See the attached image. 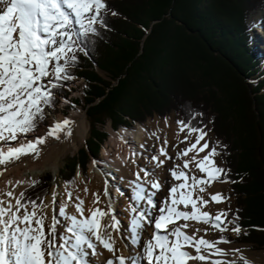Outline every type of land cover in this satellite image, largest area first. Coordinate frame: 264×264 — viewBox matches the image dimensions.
I'll list each match as a JSON object with an SVG mask.
<instances>
[{
    "label": "snow or ice",
    "instance_id": "6c2138e0",
    "mask_svg": "<svg viewBox=\"0 0 264 264\" xmlns=\"http://www.w3.org/2000/svg\"><path fill=\"white\" fill-rule=\"evenodd\" d=\"M108 15L119 13L109 9L106 0H0V176L8 171V165L23 156L39 159L40 146L46 143V137L59 140L61 133L65 138L72 135L73 122L64 119L51 126L45 137L21 139L35 130L45 108L54 106L53 90L74 79L69 69L75 66L77 53H86L84 42L89 36L99 37L100 29L108 30ZM257 27V23H252L248 30ZM197 116L202 117L203 113L176 122L179 127L176 138L187 146L176 152V159L182 165L174 162L168 169L172 180L178 183L168 187L167 196L157 198L165 181L154 170L164 166L165 160L160 157L173 159L168 153L167 136L150 157L142 152L131 154L150 160L154 167L145 168L132 159L137 170L134 180L128 181L133 193L127 206L130 226L124 237L128 240L125 245L128 256L117 255L119 249L115 247L113 233H123L110 199L105 207H99L101 197L94 192V207L85 209V200L78 194L74 199L68 182L64 193L53 189L50 205L53 214L49 218L45 211L49 205L43 196L33 198L26 190L16 191L21 185L34 187L39 181L9 179L7 190L0 191V264H93L91 258L103 254L98 247L112 254L105 264H238V261L255 264L240 248L221 247L231 243L223 233L231 231L239 236L244 231L239 223V210L231 217V208L205 210L210 203L230 201L221 192H207L213 182L238 181H231V170L217 163L220 145L210 147L206 126L193 124ZM168 124L165 118L164 126ZM180 133H184L183 139ZM153 137L161 140L157 131L149 134V138ZM171 146L178 148L175 144ZM140 147L144 149L146 145ZM190 153L194 155L189 157ZM200 153L205 154L201 157ZM96 163L94 160L93 164ZM190 165L203 176L192 173ZM83 192L87 194L89 189L84 188ZM103 196H110L107 181ZM70 207H74V213L69 211ZM106 216L111 218V223L102 224ZM229 225L233 226L229 228ZM149 227L151 236L145 240ZM212 231L219 232V238H208ZM244 234L248 233L244 231ZM229 256L235 259H225Z\"/></svg>",
    "mask_w": 264,
    "mask_h": 264
},
{
    "label": "trees",
    "instance_id": "16d2710c",
    "mask_svg": "<svg viewBox=\"0 0 264 264\" xmlns=\"http://www.w3.org/2000/svg\"><path fill=\"white\" fill-rule=\"evenodd\" d=\"M106 3L119 15L106 17L108 30L100 29L99 37L89 36L84 42L86 54L78 55L69 69L85 81L82 100L75 102H83L91 137L60 176L68 183L77 168L86 171L89 158L96 159L106 141L108 121L113 130H132L154 115L165 118L175 113L187 121L203 113L193 124L209 126L227 145L224 161L231 170L229 179L238 181L230 188L239 223L248 233L227 239L264 249V75L248 35L251 17L264 8V0ZM64 86L53 90V108L57 96L67 98ZM37 181L26 194L45 198L51 176Z\"/></svg>",
    "mask_w": 264,
    "mask_h": 264
},
{
    "label": "bare ground",
    "instance_id": "6f19581e",
    "mask_svg": "<svg viewBox=\"0 0 264 264\" xmlns=\"http://www.w3.org/2000/svg\"><path fill=\"white\" fill-rule=\"evenodd\" d=\"M261 17H262L261 19L262 22L259 23V27L260 26L261 27L260 30L258 29V31H255L256 37L257 36L259 37V35H261L260 37L264 36V15H262ZM256 40L259 41L258 38H256ZM263 41L264 40L262 39L261 42ZM260 44L262 43L256 44L255 47L259 48L258 46ZM258 51L263 52L261 49H259ZM61 121L63 120L58 116L54 119L53 123H57ZM72 122L73 123L70 125L72 129V135L70 137L65 138L63 133L60 134L61 139L59 140L57 139L47 140L48 141L47 143L40 146L42 151L39 159H33L32 156H23L21 157L20 161H16L14 164L8 165L7 166L8 171H6L3 176H0V191L7 190L6 181L9 179L13 181L28 180L29 178L35 179L39 177L45 170L48 169H51L55 173V178L57 179V174L59 172L58 161H59L60 153L59 152L56 153L54 150L58 149L59 146L61 147L62 144L63 147H65V144L68 143V140H70L73 135L77 137L79 140L84 141L89 131V125L84 115L75 118ZM168 122L169 124L167 127L164 126V121H161L159 119H155L154 121L150 122L148 124V127L138 125L137 128L129 134L130 137L122 132L113 133L110 142L111 149L110 150L107 149L104 151L102 150L103 157L100 158L98 163H96L95 165L93 163L90 165V171L88 172L89 174L88 179H84L82 174L83 171L81 172L79 170V172L77 173L76 184L70 188L74 192V199H75V195L78 194L81 198L85 200V205H84L85 209L94 207V205L92 204V199H93L92 193L94 192L98 193L101 197V204L99 205V207L102 208L105 207L109 199L112 201L113 207L115 208V214L118 216L119 220L121 221L120 227L123 233V235H118L116 233H113V236L117 241L115 247L119 249L117 255L120 254H123L125 256L129 255V250L125 247V245L128 244V240L125 239L124 237H127L128 229L130 226L131 217L127 206L130 202V196L133 194L132 187L129 186L128 181L134 180V172L137 170L136 166L132 164V159H136L137 162L145 168L154 167L153 163L150 160H146L139 156L132 157L131 156L132 152L133 151L137 153L142 152L145 157H150L157 150L159 145L163 142V138L167 136L169 140L168 153L173 157V159L167 160L164 157H160V159L165 160L163 168H154L156 173L165 181V187L161 192L157 193V198L161 199L167 196L168 187H170L171 184L178 183L177 181L172 180L168 169L173 167L174 162L176 164L182 165V161L176 159V152L179 149L185 148L187 144L180 143L179 140L176 138V134L177 132H179L178 125H175L173 121L168 120ZM152 131H157V133L161 136L160 141H156L154 137L149 138V134ZM194 136L195 134H193L192 142H194ZM183 137H184V133H180V139H183ZM21 139L34 140L35 138L32 137L29 138L23 136L21 137ZM206 139L210 140V147H211L212 146L211 136L208 135ZM201 143H203V141ZM141 144H145L146 147L144 149H141L140 147ZM173 144L178 145V148L173 149L171 146ZM113 149L116 150L118 154L114 155L112 153V151H114ZM46 151H54L55 153H50L47 156H44ZM204 154L205 153H200V156L202 157ZM192 155H194V153H190L189 157H191ZM184 159H188V157H185ZM190 169L192 173H195L199 176H203V174L199 173L198 169H195L192 165H190ZM107 174H109V177L106 176ZM141 175L143 174L141 173ZM105 181H107L108 183V188L110 192V196L108 198H105L103 196ZM26 186L27 184L21 185L16 189V191L19 192L21 190H24ZM84 188L89 189V192L87 194L83 192ZM227 188H228L227 183L213 182L212 186L207 189V192L212 194H215L216 192H221L223 194H226ZM53 189H55L59 193H64L65 192L64 182L55 181L50 195L48 194V197H46L44 201L45 204L49 205V207L45 209L49 218L53 214L52 208L50 206ZM221 208L227 209L226 203L224 204L210 203L208 209L205 210L215 211ZM69 211L74 213V207H70ZM85 214L87 215V212ZM61 220L63 221V218H61ZM109 223H111V218L108 216L104 217L102 220V224H109ZM180 223H183V221H181ZM195 227L206 228L208 226L195 225ZM62 229H63V222L61 224V230ZM151 232L152 229L149 227L144 237L145 240L150 238ZM201 235H203V233H201ZM219 236H220L219 232L212 231L210 232L208 238L217 239L219 238ZM226 246L227 245H221V247L224 249L227 248ZM98 251L103 254L98 257H92L91 259L93 261V264H105L106 259L110 258L112 254L108 253L102 247H98ZM225 258L230 259L229 257H225Z\"/></svg>",
    "mask_w": 264,
    "mask_h": 264
},
{
    "label": "rangeland",
    "instance_id": "374dc122",
    "mask_svg": "<svg viewBox=\"0 0 264 264\" xmlns=\"http://www.w3.org/2000/svg\"><path fill=\"white\" fill-rule=\"evenodd\" d=\"M205 4V3H204ZM260 12V11H259ZM262 15H264V8H262V11L260 13H256L254 16H252V22L253 23H261V19H262ZM259 21V22H257ZM261 27V26H260ZM260 27L259 28H256V29H253L251 31H249V36H250V47H251V52L256 55L258 58L261 59V63L260 65L258 66L261 73L264 75V41L261 42V40L263 39L264 40V36L260 37L261 35H259V37L257 36L256 37V33L255 31H258V29L260 30ZM146 37V35L144 36ZM256 38L259 39L256 40ZM258 43H262L260 44L257 48L255 47L256 44ZM141 47H142V44H141ZM261 49L263 52H259L258 50ZM84 55L86 54L85 52H78L77 55ZM99 76L105 78V74L101 71H99L98 69L95 70ZM69 83L65 82L63 83V85H66L64 86L63 89H66L67 93H68V96L67 98L63 97V96H60L58 97L57 96V99L58 102H57V107L53 108V107H46L45 110H44V116L42 119H40L37 123V127L35 128L34 131L28 133L25 137H32V138H37V137H45L46 136V133L48 132L49 128L51 126H53L55 123H53L54 119L56 117H60L62 120L64 119H68L70 121H73L75 118L77 117H80V116H83L85 117L86 121L88 122V125H89V131H88V134L85 138L84 141H81L79 140L77 137H75L74 135L71 137L70 140H68V143L65 144V147H63V144L62 146L60 147L59 146V150L56 149L54 150L56 153H60V156H59V161H58V166H59V172L57 174V179L55 178V173L51 170V169H48V170H45L39 177L35 178L34 180H38L40 179L41 177L45 176V175H50L51 176V179H52V182L50 184V190H49V195L51 193V190L53 188V184L54 182H61L63 181L64 184H68V183H65V181L62 179V177L60 176V172L62 171L63 167L68 164L70 161H73L74 159H71V157L75 156L79 150L81 149H84L86 147V144H87V141H89L90 137H91V123L89 121V119L87 118V115L85 113V110H83V102L82 103H79L77 104L75 102V100H82V92L81 90L85 87V81L83 78H78V77H74V79H71V80H68ZM165 118H167V120L169 121H173V123L175 125H177V121L180 120L179 117L175 114V113H170L168 116H166ZM165 118H160V117H157V116H153L152 118H148L145 123L142 125L144 127H148V124L152 121H154L155 119H159L161 121H164ZM139 123H136L134 124V128L132 130H125V128L121 127L117 130H114L115 132H112V127L110 125V122L108 121L106 123V126L104 128V130L106 131L107 133V138H106V141L105 143L101 146V149H100V153L98 155V157L96 159L90 157L88 162H87V168H86V171L85 172H82L83 173V177L84 179H88V172L90 171V165L93 163V161H99L100 158L103 157V151L104 150H110L111 149V146H110V142H111V139H112V134L113 133H118V132H122L124 134H126L127 136H129V134L135 130L137 128ZM141 126V124H139ZM210 130V127L207 126L205 128V131H208L209 132V135L211 136V144H216V143H219L220 147H218V151L221 152V155L216 157V161L217 163L219 164H222V166L226 169V165H225V152H224V147H223V143L216 139L215 136L213 135V133ZM63 134V133H61ZM130 137V136H129ZM50 139H54L52 137H46V143L48 142L47 140H50ZM103 150V151H102ZM114 150V149H113ZM54 151H46L44 156H47L48 154L50 153H55ZM113 152V151H112ZM114 155L118 154V152H116V150H114ZM113 156V155H112ZM79 172V169L75 171V177L72 181H70V185L69 187H73L75 184H76V178H77V173ZM107 177H109V174L106 175ZM228 184V188L226 190V195L228 197H230V201L226 202V208H231L232 209V212L229 213V216L231 217L232 216V213L235 212L237 209H236V202H235V196L233 195V193L231 192V188H230V185L231 183H227ZM29 186L27 185L26 188L24 190H26ZM48 197V195L46 196ZM46 197L44 198V201L46 199ZM233 225H229V228H231ZM221 235V234H220ZM223 235L227 238V236H230L232 238L236 237V234L232 233L231 231H228V232H225L223 233ZM226 250L227 249H231L233 247H236V248H240L242 250L243 253H245L247 255V257L250 259V260H253L255 261V264H264V249L262 247H256V246H253L252 244H245V243H239V242H231L230 244H228L226 246ZM229 260L231 259H235V257H231L229 256ZM225 259H228V258H225Z\"/></svg>",
    "mask_w": 264,
    "mask_h": 264
}]
</instances>
